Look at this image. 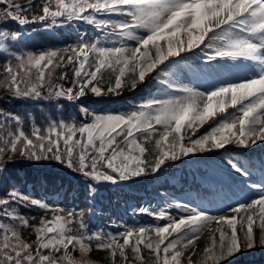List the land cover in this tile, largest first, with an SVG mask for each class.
I'll use <instances>...</instances> for the list:
<instances>
[{"label": "snow or ice", "instance_id": "snow-or-ice-1", "mask_svg": "<svg viewBox=\"0 0 264 264\" xmlns=\"http://www.w3.org/2000/svg\"><path fill=\"white\" fill-rule=\"evenodd\" d=\"M0 4L5 5L0 9V42L10 35L3 25L43 22L50 28L59 18L85 22L101 33L91 41L81 33L75 46L64 49L12 53L15 63L0 65V86L11 97L76 102L87 93L117 95L129 85L135 90L146 84L150 76H165H157L156 92L130 111L99 113L82 107L85 119L79 124L53 121L46 130L32 125L26 132L21 116L0 111V174L19 154L28 161H56L93 182L117 183L157 174L167 162L226 150L229 145L248 149L264 144V0H40L35 5L34 0L25 5L0 0ZM18 36L12 32L11 40ZM186 56L198 57L200 66L180 67ZM57 69H63L58 76ZM69 69L71 86L53 82L67 80ZM185 69L198 82L217 83L204 90L181 83ZM204 125L209 130L198 135ZM148 144L154 145L151 151ZM5 154L8 161H2ZM217 169L230 179L231 194L221 185L198 203H169L159 211L141 207V214L162 225L125 227L116 233L101 229L85 234L81 213L13 186L0 196V264H78L73 252L87 255L93 242L96 250L108 253L110 264H182L184 259L187 264H226L243 252L264 248V158L254 162L225 156ZM256 171L260 177L253 180ZM88 188L90 193L95 190L92 184ZM250 191L255 195H248ZM237 195L244 202L227 204ZM222 205H227L225 214L208 210ZM19 208H38L45 217L50 212L51 218L41 217L39 226L30 225V217L20 214ZM16 222L31 227L35 239H22ZM205 231L211 233L209 242L194 260Z\"/></svg>", "mask_w": 264, "mask_h": 264}, {"label": "trees", "instance_id": "trees-1", "mask_svg": "<svg viewBox=\"0 0 264 264\" xmlns=\"http://www.w3.org/2000/svg\"><path fill=\"white\" fill-rule=\"evenodd\" d=\"M38 2L40 0H34V5ZM15 3L25 5L28 0H15ZM4 7V4H0V9ZM36 12L38 13L39 10L36 9ZM60 20L63 22L61 23ZM2 27L7 29L10 35L8 40L0 42V65L9 60L15 63L12 53L22 54L29 51L39 53L45 50L64 49L75 46L81 33H87V38L90 41L100 35L89 24H83L77 20L67 21L64 18H59L58 23L50 28H45L43 22L25 25L26 32L24 35H22V26L18 23H8ZM12 32L19 33L17 40H11ZM66 55H72V53L68 52ZM183 66L184 64L181 63L180 67ZM61 71L62 69H57V76ZM183 73L191 75L187 69ZM107 76L108 73L105 72V78ZM0 78H2V73H0ZM53 82L64 84L65 87L71 86V69L68 70L67 80L56 79ZM127 87L131 88L130 85ZM149 93H153L149 88H140L132 93L129 98L138 104L140 98L148 96ZM133 106L135 105H130L124 101H110L98 97H84L76 102L56 97L48 101L19 99L11 97L8 94V89L0 86V111L21 116V126L26 132H30L32 125L46 130L49 123L53 121L64 120L66 123L75 122L79 124L85 119L80 111L82 107L95 109L99 113H122L130 111ZM147 147L151 151L154 145L148 144ZM9 158V154H5L2 161H8ZM11 159L14 162L7 164V170L0 174V196H3L11 187L16 186L22 193H30L35 198H41L51 205H60L65 210L75 209L82 214L80 218L86 224L85 234L101 229L104 232L113 233L123 231L124 228L119 226L116 220L120 211L124 215L123 220L127 227L154 223L162 225V221L156 222L150 215L139 212L129 215L122 209L117 210L113 199L114 195L118 196L125 206L145 207L159 211L164 206L151 189V183L170 197L188 202L194 200L197 203L201 199L209 197L214 188L208 179L195 171L191 163L182 161L185 158L175 162H167V166L163 167L164 175L161 178L157 174L145 175L148 179L131 180L128 184L93 182L90 178L82 176L56 161H28L21 159L19 154L11 157ZM200 167L206 175L207 167L204 164ZM89 184H92L95 189L91 193L88 188ZM18 212L30 217V225L39 226L40 218L45 217V212L38 208H19ZM45 218H51V213L49 212ZM5 222L12 223L7 220ZM15 226L19 228L22 239L29 242L35 239L31 227L19 226L18 222ZM73 226L78 227V225ZM259 249L264 255V248L259 247ZM202 250L196 247L197 255L193 256L194 260L200 259L199 253ZM72 255L78 264H110L108 253L104 250H96L94 242L93 250L89 254L81 255L79 251H76ZM128 255L131 258L130 250ZM143 255L148 261L147 250H143ZM241 255L254 257L257 255V249L243 252L236 257ZM185 262L187 264V259Z\"/></svg>", "mask_w": 264, "mask_h": 264}, {"label": "rangeland", "instance_id": "rangeland-1", "mask_svg": "<svg viewBox=\"0 0 264 264\" xmlns=\"http://www.w3.org/2000/svg\"><path fill=\"white\" fill-rule=\"evenodd\" d=\"M198 58V57H196ZM200 64V63H199ZM164 72L167 74V71L164 70ZM158 78L159 79H163V77L165 78V76H159L157 74ZM157 76L155 77H152L149 81H148V84H151V85H154V81L157 79ZM192 80H189L187 77L185 76H181L180 77V82L181 83H185V84H190V85H195V86H198L201 88V90H204V89H207V88H210L212 86V84H215L217 83L216 80H211V81H206V82H199L197 83V79L194 75L192 76H189ZM188 81V82H187ZM198 84V85H197ZM156 91V90H155ZM87 94H91V93H87ZM199 135V134H198ZM263 145V146H261ZM256 146H259L261 148H258V150L256 152H251L250 154L248 155H245V156H237L235 159L237 160H240V161H254V162H257V159H260V158H264V144H257ZM225 150V149H222V151ZM228 150V149H227ZM221 151V152H222ZM229 152H231L229 150ZM258 153V154H257ZM227 154V153H226ZM229 154V153H228ZM205 154H197V155H193L192 156V159L193 158H197L199 156H204ZM200 158H203V157H200ZM221 159H218V160H215V159H212V161L214 162H217L220 161ZM214 174L218 175V176H215ZM232 175H236L235 173H233ZM260 177V173L258 171L255 172V175L253 177V180H258ZM211 180L217 184V186H223V192L224 193H228V194H231L232 191H234V189L230 186L231 185V181L230 179L224 175L222 176V174L217 170L216 172H213V175H211ZM253 181H249V183H251ZM213 195V194H212ZM218 196L219 195H222V194H217ZM248 195H252L254 196L255 193L254 192H249ZM236 200H240L241 202H244V197L242 196H234L232 197V199L228 200L227 201V204H232L234 205L235 204V201ZM226 206L227 205H222L221 207H211L209 208V212L212 213V214H225V210H226ZM170 212L171 214L175 215L176 212H175V209H170ZM239 219V217H238ZM217 227L215 224H213V228ZM254 231H255V226H254ZM210 235L211 233L209 231H205L202 236L200 237V239L198 240L197 244H196V247L199 248V249H203L207 242L209 241V238H210ZM182 264H184V261H182Z\"/></svg>", "mask_w": 264, "mask_h": 264}]
</instances>
